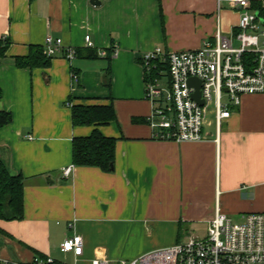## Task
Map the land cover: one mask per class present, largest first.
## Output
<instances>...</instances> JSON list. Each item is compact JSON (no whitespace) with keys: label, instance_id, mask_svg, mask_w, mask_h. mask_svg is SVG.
<instances>
[{"label":"crops","instance_id":"obj_1","mask_svg":"<svg viewBox=\"0 0 264 264\" xmlns=\"http://www.w3.org/2000/svg\"><path fill=\"white\" fill-rule=\"evenodd\" d=\"M240 13L223 0H0V112L12 118L0 159L23 178L22 219L0 220V264H118L185 240L217 211L236 221L264 213V93L242 96L217 136L209 115L202 142L156 140L146 122L142 54L197 49L217 29L236 32ZM47 35L75 57L18 67ZM76 105L112 106L115 120L73 126ZM95 129L116 140L113 173L72 166L73 138ZM72 234L82 238L77 258L59 250Z\"/></svg>","mask_w":264,"mask_h":264},{"label":"built area","instance_id":"obj_2","mask_svg":"<svg viewBox=\"0 0 264 264\" xmlns=\"http://www.w3.org/2000/svg\"><path fill=\"white\" fill-rule=\"evenodd\" d=\"M223 1L241 12L236 32L226 35L217 29L213 39L203 40L197 49L167 52L158 47L140 57L144 97L151 105L146 122L156 140L205 141L208 136L204 128L209 125V115L213 116L217 136L221 123L239 106L242 96L264 93V43L261 42L264 23L261 25L262 19L251 9L252 0ZM84 41L86 47H93L88 35ZM6 43V37L1 36L0 46ZM43 49L47 57L60 55L69 61L76 54L75 48L49 35L44 38ZM111 51L114 55L117 50L113 47ZM99 54L105 56L103 52ZM248 55L252 56L251 60ZM157 64L167 67L168 76L163 71L157 74L158 78L152 76ZM189 78L200 81L202 105L192 98L195 89L188 86ZM69 171L64 169L62 176L67 178ZM59 250L80 257L81 236H68ZM30 264L60 263L46 256L35 257ZM91 264L110 263L106 259H94ZM118 264H264V213L245 214L234 221L217 211L207 222L203 236L190 235L172 246Z\"/></svg>","mask_w":264,"mask_h":264},{"label":"trees","instance_id":"obj_3","mask_svg":"<svg viewBox=\"0 0 264 264\" xmlns=\"http://www.w3.org/2000/svg\"><path fill=\"white\" fill-rule=\"evenodd\" d=\"M33 1V0H30ZM251 9L257 16L264 21V6L262 0H252ZM7 43L0 46V55L5 51ZM249 60L252 59L248 55ZM50 58L45 54L41 47L31 49V53L21 59L16 60L18 67L22 68H45L49 65ZM141 64V61L139 60ZM163 71L166 76L167 67L158 65L151 72L154 78H158V73ZM109 71L105 74V83L110 87ZM72 124L73 126H98L108 124L115 120V112L112 106H72ZM11 115L6 112H0V128L10 124ZM115 143L112 138L103 137L98 130L88 137L73 138L72 140V166L97 168L104 173L114 172L115 162ZM23 217V178L21 176H12L0 159V220L16 221Z\"/></svg>","mask_w":264,"mask_h":264},{"label":"water","instance_id":"obj_4","mask_svg":"<svg viewBox=\"0 0 264 264\" xmlns=\"http://www.w3.org/2000/svg\"><path fill=\"white\" fill-rule=\"evenodd\" d=\"M90 4L92 6H99L100 5V0H90ZM261 25H263V20L260 21ZM187 84L189 87H194L195 92L192 94V98L197 101L199 105H202L203 102L199 100L200 92H199V87H200V81L195 79V78H189L187 81Z\"/></svg>","mask_w":264,"mask_h":264},{"label":"rangeland","instance_id":"obj_5","mask_svg":"<svg viewBox=\"0 0 264 264\" xmlns=\"http://www.w3.org/2000/svg\"><path fill=\"white\" fill-rule=\"evenodd\" d=\"M163 79H165V78H163ZM209 119H211V117H210ZM234 221H236V220H234ZM205 228H206V227H205ZM205 228H204V227H199V228L197 229L198 231H196L194 235H196V236H198V237L203 236Z\"/></svg>","mask_w":264,"mask_h":264}]
</instances>
